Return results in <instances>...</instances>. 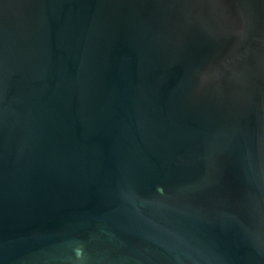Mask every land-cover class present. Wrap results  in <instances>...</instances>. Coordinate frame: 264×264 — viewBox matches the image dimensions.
Segmentation results:
<instances>
[{
    "label": "water",
    "instance_id": "water-1",
    "mask_svg": "<svg viewBox=\"0 0 264 264\" xmlns=\"http://www.w3.org/2000/svg\"><path fill=\"white\" fill-rule=\"evenodd\" d=\"M0 264H264V0H0Z\"/></svg>",
    "mask_w": 264,
    "mask_h": 264
}]
</instances>
